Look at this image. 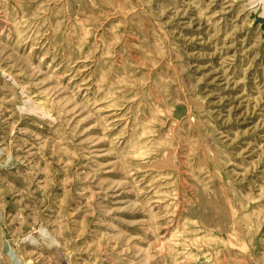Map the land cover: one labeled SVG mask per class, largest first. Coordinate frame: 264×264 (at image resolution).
Segmentation results:
<instances>
[{"label":"rangeland","instance_id":"obj_1","mask_svg":"<svg viewBox=\"0 0 264 264\" xmlns=\"http://www.w3.org/2000/svg\"><path fill=\"white\" fill-rule=\"evenodd\" d=\"M0 264H264V0H0Z\"/></svg>","mask_w":264,"mask_h":264}]
</instances>
